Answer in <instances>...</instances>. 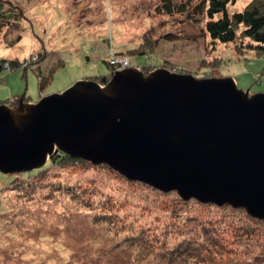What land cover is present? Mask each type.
I'll return each instance as SVG.
<instances>
[{"label":"rangeland","instance_id":"1","mask_svg":"<svg viewBox=\"0 0 264 264\" xmlns=\"http://www.w3.org/2000/svg\"><path fill=\"white\" fill-rule=\"evenodd\" d=\"M12 1L24 10L15 33L0 30V60L41 66L44 73L53 70L42 87L31 68L0 70V102L21 94L36 102L78 80L97 82L90 78L109 73V58L110 66H119L116 70L138 66L148 73L164 67L199 78L232 77L239 89L264 92V55L211 41L201 35L204 22L189 21L185 13L162 14L156 9L159 0ZM249 1L229 4V13ZM143 34L151 37L152 48L139 53ZM44 51L42 65L30 64L31 56ZM121 52L128 53L131 63H125L126 55L112 56ZM105 166L86 161L46 168L36 177L61 186L33 187L27 204L26 194L18 195L9 183L15 172H0V264H264L263 219L228 204L184 200L175 191L162 192L126 177L130 184H125L123 175ZM71 188L79 202L71 199ZM84 198L91 199L88 206L82 205ZM114 210L121 214L119 223L113 218L94 221L98 213ZM177 213L185 215L172 218ZM130 221L133 232L144 229L136 232V240L129 239L133 232L124 231ZM175 247L183 254L189 247L194 251L175 257Z\"/></svg>","mask_w":264,"mask_h":264},{"label":"water","instance_id":"2","mask_svg":"<svg viewBox=\"0 0 264 264\" xmlns=\"http://www.w3.org/2000/svg\"><path fill=\"white\" fill-rule=\"evenodd\" d=\"M55 151L264 220V92L232 77L129 66L104 86L78 80L36 102H0L1 173L40 168Z\"/></svg>","mask_w":264,"mask_h":264},{"label":"trees","instance_id":"3","mask_svg":"<svg viewBox=\"0 0 264 264\" xmlns=\"http://www.w3.org/2000/svg\"><path fill=\"white\" fill-rule=\"evenodd\" d=\"M12 0H0V30L6 29L8 33L13 34L17 31L20 24V17L19 14H23L24 8L21 7V5H17L12 3ZM236 0H159V6H157L158 12L162 14L167 15H173V14H186V17L189 21H192L194 23L197 22H204V27L202 28L201 35H207L211 41L223 43V44H229L234 43L237 48H240L242 51L252 52L257 56L264 55V0H250L241 10L234 11L232 13H229L228 11V5L235 3ZM17 9V10H16ZM17 11V12H16ZM171 37H173L171 35ZM187 37L195 38L196 36H190L187 35ZM184 38V37H183ZM16 40H20L17 38ZM141 43L142 46L138 47L137 45V52L139 53H146L148 52L151 45L149 44V41L151 40L150 36H147V34H143L141 37ZM16 42V41H15ZM149 45H148V44ZM150 47V48H149ZM131 49H127V51H130ZM128 54V53H127ZM126 53H119L118 55L113 54L115 58L123 57L126 55V58L130 62L129 56ZM46 51L40 52L38 55L31 56L29 60L33 63H41L45 59ZM34 57V58H33ZM28 60V59H26ZM109 60L106 62L109 67L110 71L107 75H98L94 78H90L92 80H95L99 82L101 85L105 84L110 77L112 76L114 70L119 68V66H110ZM60 61H58L59 63ZM7 63L6 65H3ZM62 63V62H61ZM131 63V62H130ZM18 65H22L24 69L31 68L34 70L38 84L40 87L44 86L45 82L47 83L50 78L52 77V70L53 66L50 67L46 73L41 69V66L37 68V66L33 65H23V63L18 60H9V59H2L0 60V70H8L12 71ZM220 66V65H219ZM138 67V66H137ZM22 98L24 101L28 100L26 99L25 94L21 95H15L10 100L2 101L5 103H8L10 105H15L17 101ZM87 160L75 158L72 156H69L67 154L55 151L46 161V163L37 169H33L30 171H24V172H15L11 173L14 174V177L9 181V183H13L12 186H14V189L18 192V195L20 192H23L26 194V199L22 195L23 201L27 200L26 204L29 201L28 193H32L35 191L36 186H39V188L42 190L48 189L49 187H58L61 186L60 181L50 180V182L45 181L42 182V179H39V176L36 177V174H38L40 171H43L44 169L48 168L50 171L53 167H69V166H75L77 164H84ZM79 166V165H78ZM82 166H87L82 165ZM89 167V166H87ZM107 169H110L109 166H105ZM47 173V172H46ZM9 175V174H8ZM119 175V174H118ZM41 176V175H40ZM121 177V175H119ZM125 177H122L121 181L125 184H128L129 181L124 179ZM130 184V183H129ZM7 187V186H6ZM5 188V187H4ZM123 188V187H122ZM94 187L91 191H87L90 195L91 192H93ZM55 191L50 190V197H54L55 194L53 193ZM71 196L72 200H77L79 202L80 199H78L76 192L72 191V188L67 191ZM47 194V192L45 193ZM44 194V195H45ZM46 196H42L40 198H45ZM32 198V197H31ZM30 198V199H31ZM89 198V197H88ZM84 198V202L82 205L88 206L89 205V199ZM2 206V205H1ZM0 206V209H1ZM122 206L121 204L115 203V207L118 208ZM188 211L190 212L191 210ZM115 212L112 213H98L95 216L96 223L105 222L107 218H113V221L116 223H119V220L121 218V214L114 210ZM185 215L184 213H177L176 215H173L172 218H178L181 219ZM93 221V222H94ZM110 221V222H113ZM126 231L127 229L130 230V232H133L132 222H126L124 224ZM143 227L140 228V230L134 231L133 235L129 236V239L136 240V232L143 231ZM147 230V229H146ZM130 235V234H129ZM128 237V236H127ZM148 242H146L147 244ZM179 243V242H177ZM188 243H184L183 245H187ZM188 245H193L188 244ZM190 248V247H189ZM187 249L185 253L183 254L181 249L179 247H175L171 249V252H174L173 254L175 257L177 256H184L187 254H193L194 250ZM183 254V255H182ZM140 255V254H139Z\"/></svg>","mask_w":264,"mask_h":264},{"label":"built area","instance_id":"4","mask_svg":"<svg viewBox=\"0 0 264 264\" xmlns=\"http://www.w3.org/2000/svg\"><path fill=\"white\" fill-rule=\"evenodd\" d=\"M119 59H122V58L119 57ZM128 62H129V61H128V59L126 58V59H125V63H128ZM117 64H119V63H117ZM123 65H124V64L120 65V67H123Z\"/></svg>","mask_w":264,"mask_h":264},{"label":"bare ground","instance_id":"5","mask_svg":"<svg viewBox=\"0 0 264 264\" xmlns=\"http://www.w3.org/2000/svg\"><path fill=\"white\" fill-rule=\"evenodd\" d=\"M102 86H104V85H102ZM234 208V207H233Z\"/></svg>","mask_w":264,"mask_h":264}]
</instances>
